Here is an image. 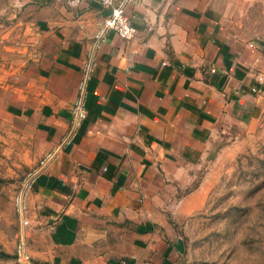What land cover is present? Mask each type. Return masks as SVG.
Wrapping results in <instances>:
<instances>
[{
    "label": "crops",
    "instance_id": "crops-1",
    "mask_svg": "<svg viewBox=\"0 0 264 264\" xmlns=\"http://www.w3.org/2000/svg\"><path fill=\"white\" fill-rule=\"evenodd\" d=\"M21 6L25 40L0 53V195L33 255L193 264L175 212L208 145L260 107L264 0H130L129 40L95 1Z\"/></svg>",
    "mask_w": 264,
    "mask_h": 264
},
{
    "label": "rangeland",
    "instance_id": "rangeland-1",
    "mask_svg": "<svg viewBox=\"0 0 264 264\" xmlns=\"http://www.w3.org/2000/svg\"><path fill=\"white\" fill-rule=\"evenodd\" d=\"M25 8L0 0V53L25 40ZM259 106L250 125L226 129L208 145L184 188L197 191L186 203L194 207L177 210L175 220L193 264H264V97ZM0 196V264H48L23 235L16 196Z\"/></svg>",
    "mask_w": 264,
    "mask_h": 264
},
{
    "label": "built area",
    "instance_id": "built-area-1",
    "mask_svg": "<svg viewBox=\"0 0 264 264\" xmlns=\"http://www.w3.org/2000/svg\"><path fill=\"white\" fill-rule=\"evenodd\" d=\"M89 1H95L101 7L106 8L110 11L108 20L106 21V29L113 31L121 39L129 40L133 38L135 30L131 24L130 19L125 14L126 4L130 0H123L121 3H117L115 0H65V3L70 9H78L83 4ZM82 104L78 105V113ZM81 115V114H80ZM29 176H32L31 174ZM18 206L21 207L20 200H16Z\"/></svg>",
    "mask_w": 264,
    "mask_h": 264
}]
</instances>
